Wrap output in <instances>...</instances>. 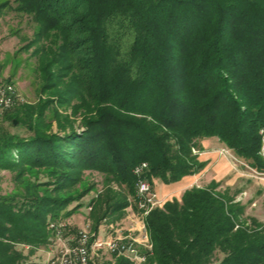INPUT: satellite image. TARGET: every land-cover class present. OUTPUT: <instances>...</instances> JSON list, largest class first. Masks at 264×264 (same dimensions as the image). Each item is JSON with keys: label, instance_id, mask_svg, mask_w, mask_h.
Instances as JSON below:
<instances>
[{"label": "trees", "instance_id": "16d2710c", "mask_svg": "<svg viewBox=\"0 0 264 264\" xmlns=\"http://www.w3.org/2000/svg\"><path fill=\"white\" fill-rule=\"evenodd\" d=\"M5 8L34 22L19 49L34 46L35 89L48 97L0 111V264H38L33 255L54 238L49 224L84 205L96 233L136 210L133 168L143 161L153 188L155 177L197 174L203 139L264 174V0H0V15ZM58 106L81 116V133ZM54 121L70 129L53 132ZM20 125L27 133L10 130ZM245 182L192 185L151 209L143 262L98 255H112L109 264H264V220L247 213L258 196L264 207V193L237 200Z\"/></svg>", "mask_w": 264, "mask_h": 264}, {"label": "rangeland", "instance_id": "374dc122", "mask_svg": "<svg viewBox=\"0 0 264 264\" xmlns=\"http://www.w3.org/2000/svg\"><path fill=\"white\" fill-rule=\"evenodd\" d=\"M33 28L34 22L29 16L22 13L9 11L8 8H5V13L3 15H0V84L13 85L15 90L21 95V101H26L27 103H35L37 100H39V98L44 99L48 97V95H38V91L35 89L37 83L40 82V77L39 73H36L34 70L37 66V58L34 56H29L34 46L30 47L28 51L19 49L31 39ZM58 111L61 115H69L72 129H74V131H76L77 133H81L84 130L85 127L82 123L81 116L71 115L70 106H64V108L62 106H58ZM4 124L9 126V121H5ZM15 125H17V122L15 123ZM69 129L70 127L67 125L64 131L59 130L57 122L55 121L51 125V130L53 132H57L58 134H63ZM10 130L19 132L20 134L27 133L22 125L11 127ZM212 141H214L213 138L203 139L202 144L204 147H206V150L199 152V157L202 158L203 155H207L208 153L213 152L214 154H216L215 160L217 161V163H214L213 167L209 166V168L206 165L200 172H198L193 180L192 185L205 186L212 181L211 177L213 175L216 176L218 173L219 176H222L218 181H222L224 183L223 185L231 186L232 189L235 188V185H238V187L241 184L243 185V181L245 182L246 178L252 179L250 183H244L246 184V186L242 187L243 192L238 194L237 200L240 199L243 202L247 201L255 194L256 190L259 188H261V191L264 193V174L256 173L249 169L243 164V162L236 159L233 154L228 151L227 148L211 145L213 143ZM194 152L197 151L195 150ZM0 177H2L0 186L5 187L8 184V174L5 171H1ZM95 180H98V174L92 175L90 182H95ZM153 182L159 195H162L163 191L169 190L174 187L173 185H169L171 183H164L157 177L153 178ZM113 186L115 189L117 188L115 184H113ZM184 190H182L180 193H182ZM91 196V192L84 196L82 199L83 204H86ZM260 197L262 196H258L247 206V213L257 215L260 220H264V215H260V212H264V207L259 202ZM164 198L162 197V203L169 199L167 196H165ZM128 207L124 209L121 218L117 219L116 221L112 222L108 219L103 220L98 227V235L105 236L107 234V231L112 233L114 227L121 229L127 226L130 227L133 231H137V233L141 234L140 236L142 237L145 232L143 234L140 231V225L138 222L139 219H143L144 217L139 210L138 216H136V210L135 213L132 212L134 211L133 205H131L133 209L131 207ZM86 214L87 210L85 209L84 205L83 207H81L79 213H74L71 216L60 220V222L65 225L64 227L66 232L64 237L66 239L75 236L78 231H92V220L89 216H85ZM111 223L112 225H109ZM106 224L109 225L108 228ZM53 244L54 238H52V242H50L46 246V248H40L35 252L33 257L38 261V264H52L53 256L51 255L52 253L53 255H55V250L57 249V247L56 249H54L55 247ZM47 252L51 253V255L49 256ZM125 257L129 258L128 256ZM111 258L112 255L104 253L103 255L95 256L93 258V263L109 264ZM132 260H134V258H132ZM144 260L145 257H143L142 262Z\"/></svg>", "mask_w": 264, "mask_h": 264}, {"label": "built area", "instance_id": "2783aa9c", "mask_svg": "<svg viewBox=\"0 0 264 264\" xmlns=\"http://www.w3.org/2000/svg\"><path fill=\"white\" fill-rule=\"evenodd\" d=\"M21 99L20 96H11L10 90L0 84V110L9 102ZM261 134V155L264 157V128L260 129ZM148 168L147 162L143 161L133 168V172H139V180L135 182V203L138 208L144 207L147 202H154V207L162 204V198L150 181L145 177ZM140 231L143 233V219H139ZM65 225L60 221H53L49 227L54 230L55 255L52 264H91L93 258L98 256L100 251H108L122 255V248H129L134 253V261L145 255L139 251V246L149 250L144 237V243H136L132 232L99 236L98 233H83L78 231L75 236L65 238L63 236ZM144 234V233H143Z\"/></svg>", "mask_w": 264, "mask_h": 264}, {"label": "crops", "instance_id": "0c3cea01", "mask_svg": "<svg viewBox=\"0 0 264 264\" xmlns=\"http://www.w3.org/2000/svg\"><path fill=\"white\" fill-rule=\"evenodd\" d=\"M213 143L211 144V145H213V146H216V147H218V146H220L219 145V143H217L215 140L214 141H212ZM210 145V146H211ZM204 150H206V148H204ZM202 160H205V161H207V163L208 164H206L207 166H208V168H209V166H214V163L216 164L217 163V161L215 160L216 159V154H214L213 152L212 153H208L207 155H203V157L201 158ZM216 168H217V165H216ZM217 175H218V177H217ZM217 175L216 176H212L211 177V179L212 180H216V181H218L219 180V178H221L222 176H219V174L217 173ZM196 177V174H194V175H187V176H184V177H182L179 181H176V182H173V183H171V184H169V185H173L174 187L173 188H171V189H169V190H166V191H163V194L162 195H159L161 198L163 197H165V196H167L168 198H171V197H177V198H179L180 197V192L182 191V190H184L185 188H187V187H189V186H191L192 185V183H193V180H194V178ZM184 178V179H183ZM216 178H218V179H216ZM154 188H155V190H156V187H155V184H154ZM167 189V188H166ZM156 192H157V190H156ZM158 193V192H157ZM165 199V198H164ZM129 207H131V205L129 206ZM128 207V208H129ZM132 208V207H131ZM133 209V208H132ZM138 210H139V208H138ZM137 211V210H136ZM135 211V209H134V211H132V212H136ZM140 211V210H139ZM139 223V222H138ZM77 224V223H76ZM75 224V225H76ZM74 225V226H75ZM109 225H112V223L111 224H109ZM108 225V226H109ZM130 225H131V223H130ZM140 225V224H139ZM145 224H144V220H143V226H144ZM107 226V227H108ZM114 227V226H113ZM127 227V226H126ZM121 228V229H118V228H116V227H114V229H113V231H112V233H115V234H119V232H121V233H128V232H132L133 233V236L137 239V242L138 243H144V235L141 237L140 235L141 234H139V233H137V231H133L130 227H127V228ZM133 228V227H132ZM108 233H111V232H109V231H107ZM144 232H145V230H144ZM107 233V234H108ZM138 237V238H137ZM146 244H148V243H146ZM55 249V248H54ZM48 253V252H47ZM48 255L50 256L51 255V253H48ZM51 256H53V253H52V255Z\"/></svg>", "mask_w": 264, "mask_h": 264}, {"label": "bare ground", "instance_id": "6f19581e", "mask_svg": "<svg viewBox=\"0 0 264 264\" xmlns=\"http://www.w3.org/2000/svg\"><path fill=\"white\" fill-rule=\"evenodd\" d=\"M5 87H7L9 90H10V92H11V96H20V98H21V95L15 90V88H14V86L13 85H4ZM17 101H21V99H18V100H14L13 102H9L6 106H3L2 107V110H0V111H3V110H7V109H10ZM263 129V128H262ZM135 173V175L137 176V179L139 180V172H134ZM154 192H156L155 191V189H154ZM154 208V202H147L146 204H145V206L144 207H141V208H139V210H140V212L142 213V215H143V217L145 218V216L149 213V211L151 210V209H153ZM143 218V219H144ZM144 230H145V234H144V237H145V239H146V243H148V247H149V249L151 248V244H150V241H149V237H148V233H147V231H146V227H145V225L143 226V233H144ZM83 233H95V232H93V231H88V230H86V231H82ZM112 234H114V233H112ZM134 237V236H133ZM134 239L136 240V243H138L137 242V239L134 237ZM122 255H125V256H128V257H132V258H134V253H132V251L129 249V248H122ZM145 257V256H144ZM131 258V259H132ZM137 262H138V260H137Z\"/></svg>", "mask_w": 264, "mask_h": 264}, {"label": "water", "instance_id": "95a60500", "mask_svg": "<svg viewBox=\"0 0 264 264\" xmlns=\"http://www.w3.org/2000/svg\"><path fill=\"white\" fill-rule=\"evenodd\" d=\"M14 123H16V121L14 120Z\"/></svg>", "mask_w": 264, "mask_h": 264}]
</instances>
